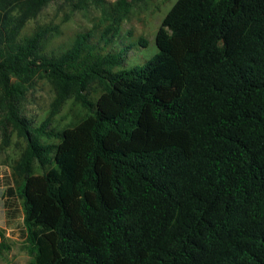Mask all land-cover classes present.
Wrapping results in <instances>:
<instances>
[{
    "label": "trees",
    "instance_id": "16d2710c",
    "mask_svg": "<svg viewBox=\"0 0 264 264\" xmlns=\"http://www.w3.org/2000/svg\"><path fill=\"white\" fill-rule=\"evenodd\" d=\"M50 1L0 0V136L26 141L27 264H264V0H177L131 68L134 44L110 45L136 0L116 1L97 40L45 53L41 32L17 34ZM36 80L49 118L70 97L87 112L56 144L21 115Z\"/></svg>",
    "mask_w": 264,
    "mask_h": 264
},
{
    "label": "rangeland",
    "instance_id": "374dc122",
    "mask_svg": "<svg viewBox=\"0 0 264 264\" xmlns=\"http://www.w3.org/2000/svg\"><path fill=\"white\" fill-rule=\"evenodd\" d=\"M117 0H54L45 5L38 14L27 19L18 29L17 39L31 36L35 32L42 33V49L45 53H57L68 49L78 34L92 31L99 34L111 23L114 15V4ZM177 0H136L132 1L123 21L120 22L119 32L116 34L115 44L127 46L133 43L134 47L128 50L123 68L141 65L145 60L156 54L154 44L155 34L165 15ZM17 17L18 11H13ZM98 35L95 36L97 40ZM144 40L146 46L138 44ZM101 88L97 83H91L86 96L95 102ZM52 91L44 80H36L28 89L25 100L21 105V115L32 128L39 127L47 121L46 131L51 132L49 137H41L42 144H56L54 134L71 128L82 121L86 110L72 97L61 106L58 113L49 118ZM26 147L24 138L15 133L9 136L5 145L0 136V234L9 250L0 256V264H27L31 256L25 247V230L23 226L22 199L18 195L20 179L14 168ZM41 170L36 163L33 165V174L40 175Z\"/></svg>",
    "mask_w": 264,
    "mask_h": 264
}]
</instances>
